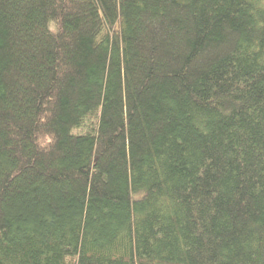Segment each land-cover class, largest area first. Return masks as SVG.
Listing matches in <instances>:
<instances>
[{
	"label": "trees",
	"instance_id": "1",
	"mask_svg": "<svg viewBox=\"0 0 264 264\" xmlns=\"http://www.w3.org/2000/svg\"><path fill=\"white\" fill-rule=\"evenodd\" d=\"M0 264H264V0H0Z\"/></svg>",
	"mask_w": 264,
	"mask_h": 264
}]
</instances>
